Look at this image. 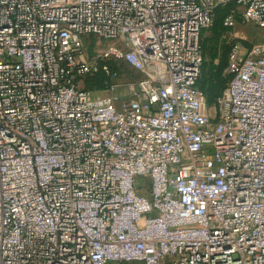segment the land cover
Listing matches in <instances>:
<instances>
[{
    "label": "built area",
    "instance_id": "built-area-1",
    "mask_svg": "<svg viewBox=\"0 0 264 264\" xmlns=\"http://www.w3.org/2000/svg\"><path fill=\"white\" fill-rule=\"evenodd\" d=\"M227 3L264 30V0ZM220 4L0 0V264H264V43L209 108ZM119 60L136 98L80 87Z\"/></svg>",
    "mask_w": 264,
    "mask_h": 264
},
{
    "label": "rangeland",
    "instance_id": "rangeland-1",
    "mask_svg": "<svg viewBox=\"0 0 264 264\" xmlns=\"http://www.w3.org/2000/svg\"><path fill=\"white\" fill-rule=\"evenodd\" d=\"M222 1L216 0L219 4ZM219 6L221 8L218 9L213 27L201 36L203 68L200 85L204 90L209 108L214 107L220 92L232 79V74L227 67L234 45L241 43L244 47H250L264 43V30L253 23L243 21L241 9L236 10L232 3ZM233 10H235L233 25L228 26L225 20L231 16ZM113 66L116 76L110 77L107 83H102V75L99 73V75L86 76L81 79L80 87L93 97L111 94L120 101H126L136 98L139 84L151 78L148 72L135 70L121 60L113 63Z\"/></svg>",
    "mask_w": 264,
    "mask_h": 264
},
{
    "label": "trees",
    "instance_id": "trees-1",
    "mask_svg": "<svg viewBox=\"0 0 264 264\" xmlns=\"http://www.w3.org/2000/svg\"><path fill=\"white\" fill-rule=\"evenodd\" d=\"M233 6H234V4H233ZM221 7L220 6H218L217 8H216V10H215V14L217 15V12H218V9H220ZM215 21H216V19H215ZM205 32V31H204ZM203 32V33H204ZM113 63H115V62H111L109 65L111 66V70H113V71H115L114 70V66H113ZM202 68H203V66H202ZM101 75H102V83L104 84V83H107L108 81H109V78L110 77H108V76H106L104 73H100ZM99 75V74H98ZM201 75H202V73H201ZM200 81H201V77H200V79H199V82H198V87H199V89L203 92L204 90H203V88L201 87V85H200ZM227 86V85H226ZM226 88V87H225ZM224 88V89H225ZM223 89V90H224ZM222 90V91H223ZM222 91L220 92V94L222 93ZM203 94H204V92H203ZM220 94H219V96H220ZM205 95V94H204ZM218 96V97H219ZM206 97V96H205Z\"/></svg>",
    "mask_w": 264,
    "mask_h": 264
}]
</instances>
